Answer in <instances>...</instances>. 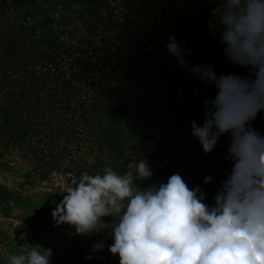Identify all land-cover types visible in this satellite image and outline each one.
I'll use <instances>...</instances> for the list:
<instances>
[{
  "label": "trees",
  "instance_id": "obj_1",
  "mask_svg": "<svg viewBox=\"0 0 264 264\" xmlns=\"http://www.w3.org/2000/svg\"><path fill=\"white\" fill-rule=\"evenodd\" d=\"M214 7L209 0H0V168L18 152L30 161L22 185L59 175L74 186L108 166L135 174L143 158L153 175L142 187L178 173L214 197L232 167L229 136L206 154L191 124L203 123L204 100L217 90L165 47L174 36L191 50L189 66L248 75L224 63L220 30L207 23ZM252 126L264 135V112ZM15 194L0 184V201Z\"/></svg>",
  "mask_w": 264,
  "mask_h": 264
},
{
  "label": "clouds",
  "instance_id": "obj_2",
  "mask_svg": "<svg viewBox=\"0 0 264 264\" xmlns=\"http://www.w3.org/2000/svg\"><path fill=\"white\" fill-rule=\"evenodd\" d=\"M209 2L215 7L207 23L213 32L220 30L224 63L247 69L248 75H218L208 63L189 66L185 56L191 50L174 36L165 47L186 71L216 88L215 96L204 100L203 123L192 122V136L208 154L228 135L225 160L231 170L212 206L178 173L166 183L142 187L153 175L143 158L135 174L110 166L102 173H83L52 217L77 235L106 234L93 243L87 259L111 238L108 252L119 257V264H264V135L252 126L264 112V0ZM211 179L206 176L204 183ZM51 255V249L37 245L6 259L8 264H50Z\"/></svg>",
  "mask_w": 264,
  "mask_h": 264
},
{
  "label": "rangeland",
  "instance_id": "obj_3",
  "mask_svg": "<svg viewBox=\"0 0 264 264\" xmlns=\"http://www.w3.org/2000/svg\"><path fill=\"white\" fill-rule=\"evenodd\" d=\"M29 168L30 161L18 152L10 153L6 165L0 168V184L16 191L12 199L0 201V264H8V256L26 253L37 245L52 250L50 264H119V257L108 252L111 238L106 240L102 252L87 259L93 243L105 239L106 234L86 237L77 235L68 224L57 225L52 211L73 186L59 175L50 182L22 185V175ZM182 177L189 188L199 187L205 193L206 204H214L215 196L208 199L194 176ZM104 219L112 221V217Z\"/></svg>",
  "mask_w": 264,
  "mask_h": 264
}]
</instances>
